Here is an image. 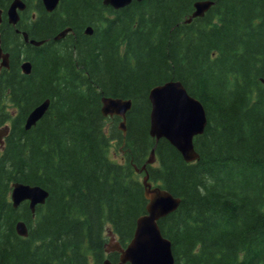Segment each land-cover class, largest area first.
<instances>
[{"label":"trees","instance_id":"trees-1","mask_svg":"<svg viewBox=\"0 0 264 264\" xmlns=\"http://www.w3.org/2000/svg\"><path fill=\"white\" fill-rule=\"evenodd\" d=\"M11 1L0 0V41L10 55L0 73V126H10L0 149V264H116L106 232L123 246L132 238L147 203L135 166L154 147L149 180L181 198L158 221L174 264H264V0H212L189 23L197 0H133L119 9L60 0L50 13L41 0H25L18 25L40 46L7 28ZM168 80L181 81L206 111L193 162L149 133V90ZM102 96L132 100L125 133L119 117L102 115ZM46 98V113L26 130L27 114ZM13 182L48 191L34 216L27 202L12 206Z\"/></svg>","mask_w":264,"mask_h":264},{"label":"water","instance_id":"water-1","mask_svg":"<svg viewBox=\"0 0 264 264\" xmlns=\"http://www.w3.org/2000/svg\"><path fill=\"white\" fill-rule=\"evenodd\" d=\"M60 0H41L46 11H53ZM132 0H102L104 5H109L115 9L127 6ZM140 1V0H137ZM214 4L212 0H197L193 3V12L185 20L189 23L195 17H201ZM26 8L24 0H12L6 10L7 20L12 25L18 23L20 11ZM1 22V10H0ZM70 28H66L54 36V40L63 38ZM92 27L87 26L85 33L92 34ZM26 43L38 46L44 40L30 39L28 34L22 32ZM8 67V53L2 51L0 45V69ZM31 63L26 60L21 64V70L25 74L31 71ZM264 84V77L261 78ZM150 102L149 113V133L157 143L161 138L166 139L182 155L186 162H193L199 158V154L194 148V137L202 134L207 125V116L203 104L196 97L188 93L184 85L179 80H168L150 88L148 93ZM49 98L37 104L26 116L24 128L26 130L34 126L48 109ZM101 112L103 116H119V128L126 131V114L130 110L131 99L103 96L101 98ZM9 131L8 126L0 128V145H3V137ZM155 147L152 148L150 157L146 163L135 170L144 172L142 185L144 196L147 200L145 213L136 219L132 238L125 246L116 238L112 231H108V242L105 244V252H117L118 262L116 264H174L175 258L171 248V242L164 237L158 221L166 215L174 212L181 198L174 196L170 191L158 185H153L149 180L146 169L147 164L155 161ZM48 191L40 185H30L21 182H13L10 193L11 203L17 208L23 201H28L29 209L34 215L36 206L44 204L48 197ZM15 230L19 236L26 237L28 228L23 220H18ZM103 264H114L109 258L103 260Z\"/></svg>","mask_w":264,"mask_h":264},{"label":"flooded vegetation","instance_id":"flooded-vegetation-1","mask_svg":"<svg viewBox=\"0 0 264 264\" xmlns=\"http://www.w3.org/2000/svg\"><path fill=\"white\" fill-rule=\"evenodd\" d=\"M21 15H22V12H21ZM18 24H19V22H18ZM18 24L12 25L11 23L7 22V28H9L13 32H15L18 36L23 38L22 32L25 31V30L21 29ZM7 33H8V31H7ZM20 56H21V59H22L23 58V54H21ZM21 59H20V63L24 60V59H22V60ZM8 64L10 65V55L8 56ZM7 68H9V66ZM3 69H4V67L0 70V72Z\"/></svg>","mask_w":264,"mask_h":264},{"label":"rangeland","instance_id":"rangeland-1","mask_svg":"<svg viewBox=\"0 0 264 264\" xmlns=\"http://www.w3.org/2000/svg\"><path fill=\"white\" fill-rule=\"evenodd\" d=\"M111 156H113L115 159H119L120 157L119 153H116L115 150L111 152Z\"/></svg>","mask_w":264,"mask_h":264}]
</instances>
